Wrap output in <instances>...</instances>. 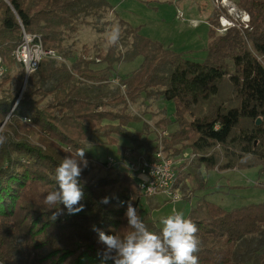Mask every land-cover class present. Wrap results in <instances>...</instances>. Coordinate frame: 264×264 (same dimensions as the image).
Wrapping results in <instances>:
<instances>
[{"label":"trees","instance_id":"trees-1","mask_svg":"<svg viewBox=\"0 0 264 264\" xmlns=\"http://www.w3.org/2000/svg\"><path fill=\"white\" fill-rule=\"evenodd\" d=\"M233 1L249 13L251 28L219 34L221 14L214 8L207 58L194 62L120 19L108 0H0L7 67L0 81V264H113L98 256L104 245L92 228L124 235L129 201L149 230H160L143 214L136 179L90 152L104 141L121 160H129L128 151L150 158L160 143L174 160L188 152L193 161L180 160L176 170L180 182L192 181L191 192L206 185L203 169L264 165V0ZM111 15L122 39L106 50L85 45L77 55L74 36L86 26L105 34ZM23 31L40 36L44 50L67 63L44 58L13 110L25 83L24 67L12 57ZM139 57L137 69L117 74L118 64ZM140 100L163 103L153 125L147 113L132 110ZM77 148L88 161L80 177L84 211L52 222L54 209L43 198L56 189L55 168ZM105 197L109 203H100ZM188 218L198 226L199 264H264V202L225 210L201 199Z\"/></svg>","mask_w":264,"mask_h":264},{"label":"rangeland","instance_id":"rangeland-1","mask_svg":"<svg viewBox=\"0 0 264 264\" xmlns=\"http://www.w3.org/2000/svg\"><path fill=\"white\" fill-rule=\"evenodd\" d=\"M214 1L153 0L151 3H145L140 0H126L121 5L122 7L116 9V13L120 19L130 23L132 26L141 27V33L144 36L154 41H159L177 52L183 53L186 60L203 62L208 55L209 20L215 8L213 5ZM231 1L237 9V13H233L230 16L236 23V26L232 27V29H238L245 34V31L251 28V16L239 9L233 0ZM215 9L220 14L226 13L229 16L227 9ZM180 14H182V17H180ZM244 14L249 16V18L248 16L245 18L247 20H243ZM114 17L111 19L112 26L105 34L97 32L91 26L80 29L74 36V39L71 40V43H75L77 55L81 53L85 45L91 47L98 43L100 44V49L106 50L110 45L108 34L111 33L114 27H118L119 29L118 40L122 39V29L117 22H114ZM217 31L219 34L225 33L222 31L221 25L217 28ZM123 51H125V48ZM141 62V57L132 62H122L116 66L117 74L123 77L137 69ZM228 63L232 67L229 61ZM162 106V102H145L140 100L138 104L131 108L139 114L147 113L148 115L145 118L149 124L153 125L162 117L158 113L162 109ZM172 114L173 109L170 107L168 115L172 116ZM133 126L134 129L139 130L142 124L137 123ZM165 135H162L160 139L162 140ZM90 152L101 161H107L108 156L115 157L117 154L113 156V153L116 152V147L109 145L107 141H104V144L98 148H91ZM187 157H189L188 152L180 160H186V162L191 163L193 159H187ZM116 158L120 157L116 156ZM203 175L206 185L202 189L198 188L193 192H191V187H194V185L191 180L185 179L181 182L182 186L177 190L181 196L180 201L175 202L172 199H167L163 195L143 197L140 202L143 214L148 215L160 229L162 227L159 223L160 219L171 214L173 208L183 212L185 217L188 218L191 209L196 207L198 201L201 199L213 202L225 210H233L246 207L249 204H260L264 202V165L222 171L217 169H203ZM186 185L188 186L187 193L185 194L184 188Z\"/></svg>","mask_w":264,"mask_h":264},{"label":"clouds","instance_id":"clouds-1","mask_svg":"<svg viewBox=\"0 0 264 264\" xmlns=\"http://www.w3.org/2000/svg\"><path fill=\"white\" fill-rule=\"evenodd\" d=\"M118 38L119 29L114 27L108 34L109 42L114 44ZM4 140L0 136V143ZM85 153L83 148L70 151V155L55 168L56 189L43 198V204L54 209L48 220L55 222L62 215H77L84 211L81 201L85 194L80 177L88 166ZM100 203L108 204L109 198H103ZM125 219L129 230L122 236L107 235L93 226L98 243L104 245V250L98 253L102 260H111L113 264H199L196 255L201 243L197 236L198 226L183 212L173 208L171 214L160 219V230L154 232L149 230L137 208L129 201Z\"/></svg>","mask_w":264,"mask_h":264},{"label":"built area","instance_id":"built-area-1","mask_svg":"<svg viewBox=\"0 0 264 264\" xmlns=\"http://www.w3.org/2000/svg\"><path fill=\"white\" fill-rule=\"evenodd\" d=\"M213 5L219 10H228L227 13L229 16L225 13L221 14L219 17L223 32L236 26V23L230 17L231 14L237 13V9L231 0H216L213 2ZM180 17H182V14H180ZM245 18H247V14H244L243 20H247ZM12 57L17 63L23 65L25 82L28 81V78L38 69L44 58H52L61 63H67L66 59L55 51L44 50L40 36L29 35L24 31L23 41L14 50ZM96 61L98 62V60ZM6 73L7 67L0 52V81ZM112 82L115 85H120L119 79H112ZM23 92L24 88L13 106V110L19 104ZM25 121L30 123V120L28 119H25ZM126 154L129 160L108 157V160L106 161L107 168L118 166L123 167L130 177L136 179L137 186L145 197L163 195L167 199H172L175 202L181 200V196L178 194L177 190L182 186V181L180 182L176 170V166L179 165L181 161L167 157L163 151L161 143L159 149L155 151L150 158L146 155L132 156V153L129 151Z\"/></svg>","mask_w":264,"mask_h":264},{"label":"crops","instance_id":"crops-1","mask_svg":"<svg viewBox=\"0 0 264 264\" xmlns=\"http://www.w3.org/2000/svg\"><path fill=\"white\" fill-rule=\"evenodd\" d=\"M110 2V4L113 6L114 12L116 13V9L119 7H122L121 5L123 4V2H125L126 0H108ZM141 2H145L148 3V0H140ZM167 1V0H165ZM111 17L113 18L114 15H111ZM190 197V196H189Z\"/></svg>","mask_w":264,"mask_h":264},{"label":"water","instance_id":"water-1","mask_svg":"<svg viewBox=\"0 0 264 264\" xmlns=\"http://www.w3.org/2000/svg\"><path fill=\"white\" fill-rule=\"evenodd\" d=\"M26 84H27V81L25 82V84H24V86H23L24 90H25ZM260 124H261V120H258V121H257V125H260Z\"/></svg>","mask_w":264,"mask_h":264},{"label":"bare ground","instance_id":"bare-ground-1","mask_svg":"<svg viewBox=\"0 0 264 264\" xmlns=\"http://www.w3.org/2000/svg\"><path fill=\"white\" fill-rule=\"evenodd\" d=\"M244 13H245V12H244ZM247 14L249 15V13H247ZM248 15H247V16H248ZM250 21H251V20H250ZM250 23H251V22H250ZM116 156H118V155H116ZM116 156H115V157H116Z\"/></svg>","mask_w":264,"mask_h":264}]
</instances>
